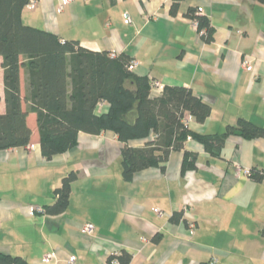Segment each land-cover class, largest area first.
I'll return each instance as SVG.
<instances>
[{"label": "crops", "instance_id": "1", "mask_svg": "<svg viewBox=\"0 0 264 264\" xmlns=\"http://www.w3.org/2000/svg\"><path fill=\"white\" fill-rule=\"evenodd\" d=\"M59 2L38 0L33 8L23 7L22 21L93 50L125 52L137 60L136 73L162 87H191L211 106L203 122L187 116L196 132L218 134L239 117L264 128V4L180 0L173 14L172 0H70L60 11ZM191 7L209 18L210 43L186 17ZM125 13L129 23L123 21ZM244 58L250 70L242 66ZM20 89L24 97L23 68ZM0 97L4 112L1 66ZM107 107L99 103L96 112ZM26 119L32 148L0 149V251L31 264H67L69 255L74 264H107V257L121 250L131 253V264H208L211 258L217 259L214 264H264V179L237 176L232 167L237 162L264 170V135H230L215 153L188 137L163 167H147L125 181L121 142L113 132L80 131L76 146L47 159L35 114ZM184 151L194 165L183 168ZM70 170L78 175L65 211L30 214V206L54 202L53 190ZM182 210V219H169ZM86 222L94 225L92 234L82 231ZM50 251L55 258L44 262Z\"/></svg>", "mask_w": 264, "mask_h": 264}, {"label": "trees", "instance_id": "2", "mask_svg": "<svg viewBox=\"0 0 264 264\" xmlns=\"http://www.w3.org/2000/svg\"><path fill=\"white\" fill-rule=\"evenodd\" d=\"M180 0H172L175 13ZM264 4V0H256ZM28 0H0V66L3 69L5 111L0 112V149L25 146L32 131L27 114L36 116L39 147L50 159L77 144L80 131L98 134L113 132L121 142V177L131 181L135 172L160 166L172 150H181L190 137L215 153L230 135L254 138L264 135V128L243 117L227 124L218 134H202L191 129L187 116L203 122L211 106L191 87L164 85L152 87L154 79L129 69L127 53L110 56V50H93L78 40L62 39L46 29L22 21V9ZM186 17L196 21L200 38L210 43L213 27L198 8H189ZM24 69L28 91L21 96L20 72ZM1 100V97H0ZM27 103L26 108L22 105ZM105 111L96 112L99 103ZM142 142L135 146L132 142ZM184 151L182 166L194 165V157ZM249 177L263 180L264 170L250 168ZM78 172L70 170L54 188V202L42 206L44 213L65 211L72 182ZM176 211L170 220L182 219ZM131 264V253L121 250L107 257V264ZM0 264H31L20 255L0 251Z\"/></svg>", "mask_w": 264, "mask_h": 264}, {"label": "built area", "instance_id": "3", "mask_svg": "<svg viewBox=\"0 0 264 264\" xmlns=\"http://www.w3.org/2000/svg\"><path fill=\"white\" fill-rule=\"evenodd\" d=\"M37 2H38V0H28V2L25 4L24 7L33 8L37 4ZM69 2H70V0H60V2L58 4V10L60 11ZM198 11H199V13L202 12V10L200 8H198ZM123 21H124V23H129L130 22V17H129V15L127 13L124 14ZM192 22L194 23V25L196 27L197 26L196 21H192ZM114 55H115V52L112 51L110 53V56H114ZM249 62L250 61H249L248 58H244V60L242 61V66L245 69H247V70H250L252 68ZM137 63L138 62H137L136 59H130L128 68L131 69V70L134 69L135 66L137 65ZM151 85H152L153 88H157V89H162L163 88L162 84L160 82H158L157 80H153ZM188 117H190V116H188ZM26 146L28 148H32V144L27 143ZM232 167H233L234 174L237 175V176H240V175L249 176L250 173H251L250 168L241 166L237 162H233ZM28 211H29L30 214H33L35 212L44 213L43 208L40 207V206H30ZM154 211L158 215L162 214V210L160 208H158V207H155ZM187 224H188V227L190 229H192L194 227V222L193 221H189ZM93 230H94V225L91 222H86L82 226V231L85 232L86 234H92ZM55 255L56 254H55L54 251L47 252V253H45L43 255L42 260L44 262H49L50 260L55 258ZM74 262H75V256L74 255H69V257L67 258V264H74ZM216 262H217L216 258H211V260L209 261L208 264H214ZM113 263L117 264V261L114 260Z\"/></svg>", "mask_w": 264, "mask_h": 264}]
</instances>
